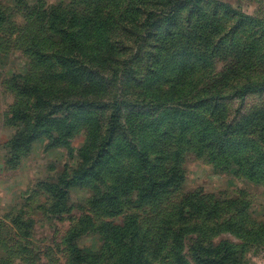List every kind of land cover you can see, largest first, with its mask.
I'll return each mask as SVG.
<instances>
[{
    "label": "rangeland",
    "instance_id": "1",
    "mask_svg": "<svg viewBox=\"0 0 264 264\" xmlns=\"http://www.w3.org/2000/svg\"><path fill=\"white\" fill-rule=\"evenodd\" d=\"M16 109L38 135L14 150ZM139 140L158 178L180 164L179 188L126 190ZM250 163L264 170V0H0V264H72L74 231L91 264H264ZM193 196L205 213L178 221Z\"/></svg>",
    "mask_w": 264,
    "mask_h": 264
},
{
    "label": "trees",
    "instance_id": "2",
    "mask_svg": "<svg viewBox=\"0 0 264 264\" xmlns=\"http://www.w3.org/2000/svg\"><path fill=\"white\" fill-rule=\"evenodd\" d=\"M19 112V109L14 110L13 112V120L16 121L17 125L20 127L19 128V132L16 134V136H14V139L12 140V144H11V149L17 150L18 148H20L22 145H25L26 147H29L30 144L37 138L38 133H36V131L33 130H28V126H26V124L22 125L20 123V120H17L16 115ZM36 122H39L38 118L36 120ZM223 126L222 125L220 127V130L217 131V136L220 138V140L225 144L226 143V138H224V135L222 132H224L223 130ZM203 136V134H202ZM104 145L103 142H90V145L88 147V156L87 153L84 157L85 162L90 158L96 160L99 159L101 157L100 152L102 151V146ZM152 147H149L148 144H144L142 141H135L134 143V147L131 148V152L135 155L136 157V161L135 164L137 165H132L130 166L127 170L125 171V173L127 172L130 178L127 189L128 191H133L135 190V188H133L132 184H131V180L134 176H136L137 174H141V178H139V183L144 185V189L146 191L149 190V192H147L148 194L143 196V194H141L139 192V190L136 192L135 194V198L138 200L140 197H147V198H159L160 196H163V194L168 193V191H170L171 188H175V190L177 188H179L183 182V171L180 168V164L177 162L172 168H170V170H168V172H166V174H164V176L158 178L159 176L155 173V171L153 169L150 168V161H152V157H151V153L155 152V153H159V150H155V148L159 147L157 144H150ZM116 154H112L111 158H113ZM15 157V155H14ZM146 162H143V161ZM84 162V163H85ZM153 162V161H152ZM161 162H157L156 165L160 164ZM92 167H94V165H92ZM86 169L85 167H81L77 172L76 175L73 176L71 178V181L67 182V185H70L72 181L76 180L77 178H84L87 172H91L90 169ZM159 167V166H158ZM242 169L245 171H249L250 170V177L253 178H257L260 174L263 173L264 170L260 169L259 167H256L254 163H250L248 165H244L242 166ZM235 172H237V170H235ZM100 175H102V170L99 171ZM119 184V183H118ZM120 186V184H119ZM123 190H119V188H116L117 194L115 197H119L121 193H124L126 190L125 188H122ZM136 191V190H135ZM197 195V194H196ZM195 195V196H196ZM101 197V196H100ZM98 197V198H100ZM110 197V193L107 192L106 193V198ZM97 198V199H98ZM96 199V202H98ZM185 199V198H184ZM183 199V200H184ZM57 208V206H55ZM205 207H206V203L202 200V199H195V197H191L189 199V203L186 204L185 202L181 201L180 202V207L178 208V212H179V220L181 221L183 219H185L187 217V215L191 214V216H196L198 214L196 213H205ZM122 226H126V223H122ZM224 227H231V221L229 222V224L227 226H225L224 222L219 223L218 224V230L216 231L217 233H220L223 231ZM125 228V227H124ZM184 231H179L176 235L179 234H183ZM175 235V236H176ZM135 235H132V239L131 236L129 237V240H125L124 238H122V241L124 243L127 244V246H129V248H131V255L129 256L130 258H137L138 263H140L141 258H140V252H136L132 246L134 245V238ZM79 239L78 233L76 231L73 232V234H71V240L69 241L71 244V257H72V264H91V257H89V254H87L86 252L83 251V249L80 247V245L78 244L77 240ZM133 240V241H132ZM193 249H195V251L197 253H199V257H201V253L203 254V260L205 263H207V261L210 260L209 257L205 258L206 255L211 254V251L205 250L203 248V246H199L198 244H195V246H193ZM229 249H230V245H227L225 247L224 250L221 251L218 250L217 253H215L217 256H221L222 253H224V260L228 258L229 254ZM221 251V252H220Z\"/></svg>",
    "mask_w": 264,
    "mask_h": 264
}]
</instances>
